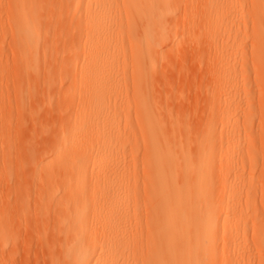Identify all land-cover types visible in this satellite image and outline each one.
Instances as JSON below:
<instances>
[{
	"label": "bare ground",
	"instance_id": "obj_1",
	"mask_svg": "<svg viewBox=\"0 0 264 264\" xmlns=\"http://www.w3.org/2000/svg\"><path fill=\"white\" fill-rule=\"evenodd\" d=\"M44 1L57 11L58 20L61 1ZM44 1L11 0L9 5L15 60L25 73L35 63L37 16ZM201 1L195 11L187 0L80 1L84 12L78 21L86 50L76 80L78 95L66 101L70 113L57 131L55 150L40 159L34 175L41 174L39 182L57 179L48 188L53 203L50 210L57 220L56 233L69 241L63 248L66 264H140V258L141 264H209L221 255L211 253L216 219L223 212L237 210L243 199L249 204L254 197L252 188L236 189L225 182L216 198L212 194L215 162L226 173L252 168L250 149L239 147L244 138L241 129L252 124L244 79L245 89L235 91L247 101L228 107L219 133L211 127L198 133L181 127L165 110L160 112L151 96L160 53L192 41L198 26H214L211 30L217 36L209 38L207 46L215 51L229 48L228 60L239 54L243 38L253 30V44L264 60V0ZM182 6L189 13L188 29L176 39L169 19ZM245 11L250 22L242 24ZM122 32L126 39L120 38ZM115 53L125 65L130 61V90L123 87L126 79L114 74L121 67L114 65ZM235 72L236 68H228L223 75L227 78ZM26 78L22 76L23 81ZM261 83L264 87V77ZM22 88L24 99L30 85L22 82ZM233 113L244 116L241 123L238 118L231 123ZM13 125H2L0 132L8 133ZM221 139L224 142L219 144ZM138 143L142 146L140 160L135 149ZM14 147L8 143L2 150L5 160Z\"/></svg>",
	"mask_w": 264,
	"mask_h": 264
},
{
	"label": "rangeland",
	"instance_id": "obj_2",
	"mask_svg": "<svg viewBox=\"0 0 264 264\" xmlns=\"http://www.w3.org/2000/svg\"><path fill=\"white\" fill-rule=\"evenodd\" d=\"M60 1L58 20L57 11L49 7L48 1L42 2L44 5L37 16L40 24L36 33L35 63L25 73L24 68L15 60L9 15L11 0H0V131H4L1 130L2 125H15L12 129L9 127L8 133L0 132V264H66L63 248L69 241L56 233L57 220L50 210L53 203L48 188L57 179H42L39 182L37 180L41 174L35 177L37 163L55 150L57 131H60L59 128L69 117V98H77L76 80L86 50L82 24L78 21L79 15L84 12L81 0ZM201 2L187 0L194 11ZM188 18L189 13L182 6L169 19L171 28L176 31V39L188 29ZM240 22H250V15L246 11ZM211 29L214 26H198L194 29L196 36L192 41H185L182 45L177 43L160 53L161 60L152 74L151 96L162 108L160 112L165 110L181 127H189L195 133L204 127H211L219 133L228 107L243 102L244 105L247 101L244 94L239 95L235 91L244 88L243 79L246 81L252 124L247 130L240 126L243 127L241 130L244 131V138L239 147L250 149L248 156L252 168L245 167L226 173L221 169V163L215 162L212 175L216 181L212 185V194L216 198L218 188L225 182L236 189L241 186L250 187L255 195L249 204L243 199L237 210L223 212L216 219L211 232V246H214L211 253L221 255H215L208 263L264 264V87L261 83L264 60L253 44L250 25L249 31H252L243 38L239 54L229 60V48L215 51L207 46L208 39L217 36ZM120 38L126 39V32H122ZM119 56L115 53L113 57V61H117L114 65L121 66L114 74L120 79L125 78L123 87L130 90V61L127 59L125 65L122 59L118 61ZM228 68H236V72L226 78L223 72ZM22 76L28 78L23 81ZM229 81L233 82L229 84ZM22 82L23 86L30 85L29 95L25 92L24 99L21 97L25 88H22ZM227 93L228 97L225 96ZM129 111L134 113V108L130 107ZM240 114H234L231 123L236 118L241 123L244 116ZM6 142L16 148L5 160L2 152L7 147ZM222 142L223 139L219 144ZM135 147L140 160L142 146L138 143Z\"/></svg>",
	"mask_w": 264,
	"mask_h": 264
}]
</instances>
